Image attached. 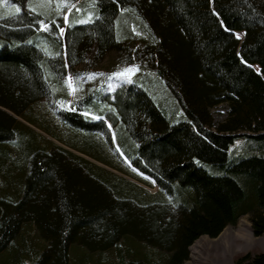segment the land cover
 Returning <instances> with one entry per match:
<instances>
[{
  "label": "trees",
  "instance_id": "trees-1",
  "mask_svg": "<svg viewBox=\"0 0 264 264\" xmlns=\"http://www.w3.org/2000/svg\"><path fill=\"white\" fill-rule=\"evenodd\" d=\"M3 2L0 69L27 72L43 100L21 120L0 110V264H182L200 235L242 215L263 233L264 0H80L63 35L61 17ZM92 47L94 61L114 51L138 70L68 103L66 75ZM86 156L150 185L134 168L157 191Z\"/></svg>",
  "mask_w": 264,
  "mask_h": 264
},
{
  "label": "rangeland",
  "instance_id": "rangeland-1",
  "mask_svg": "<svg viewBox=\"0 0 264 264\" xmlns=\"http://www.w3.org/2000/svg\"><path fill=\"white\" fill-rule=\"evenodd\" d=\"M79 1L80 0H77L75 2H72V0H51V2L49 3V2H47V0H29V2H32V5H31L32 8L45 10L46 13L51 14L54 17H61L63 22H64V26L61 27L63 29H65V26L68 23L67 13H68L69 9H71ZM58 3H60V7H57ZM1 4L3 6L5 5L4 2ZM5 6H10V5L6 4ZM63 34H64V32L62 33V35ZM235 35L238 38L243 39V33L237 34V32H236ZM94 53H95V48L92 47L90 52L87 54L88 55L87 60L78 66L77 70H78L79 74H78L77 78H73V75L70 72L67 73L66 79H65L66 84H67V77L71 76L73 84L75 85V91H71L68 87V90H69L68 102L75 100L78 96L80 97L83 93L87 92L88 90L93 89L95 87H99V86H102L103 93L111 92L116 86H118L120 84L128 83L130 81L131 76L134 75V73L136 72V71H133L132 73L125 74L123 76H112L111 75L112 73L118 72L127 66L122 65L123 63L120 61V58L116 57L117 54L114 51L107 53L105 55V57L99 61L93 60V54ZM0 66H2V65H0ZM2 69L7 70L9 74L5 78L0 77V110L9 114L15 120H21V118L19 116L20 112L24 108H26L30 103L43 100L42 96L36 90L34 84H32L27 72L22 73L21 75H17V74L10 72L9 67H7V68L2 67L0 69V73L3 71ZM88 73H98L99 75H96L94 78H89L86 75ZM14 80L24 84V86L26 88V91H24L23 94H21L20 96L16 95L12 91V89L9 87L10 83ZM67 106H68V103H67ZM228 110H229V108H228L226 103H221L217 106L210 108V115H211L213 127H216L217 124H219L220 122H223L226 119ZM95 117H97V116H95ZM99 118H101V116H99ZM101 119H103V118H101ZM5 125H7V124H5ZM31 127L35 131L41 132L45 135L43 130H42L43 131L42 132L34 126H31ZM50 138H52L56 144L63 146V144H60V142H58L52 136ZM112 144H113V146H115L118 153L122 155V152H121L120 148L117 146V143L114 139V136L112 137ZM70 150L72 152L76 153V151H74L72 149H70ZM76 154H79V153H76ZM87 158H89V157H87ZM89 159H91V161L94 162L95 164H97L98 166L103 167L107 170H110V171L114 172L115 174L124 177L126 180H129V181L136 183L138 186L145 189L148 193H155L157 191V186L154 183V181L150 177H148L147 175H145V174L141 175L140 172H138L136 169L132 168L130 163L126 160V158H123L125 164L128 165L129 167H131L133 169L132 171L135 174H137L141 179L149 181L151 183L150 185L143 183L142 181L136 180L132 176L126 175L123 172H120L119 170L112 169L109 166H106L100 162H97L96 160H94L92 158H89ZM245 224L248 225L245 227L249 228V231L252 234V237L254 239L264 238V231L260 235H255V233L253 232L252 227H251L249 215L245 214V215L240 216L234 224H227L216 236L211 237L209 235L203 234V235H200L196 240H198L199 238H201L203 236L207 237L210 240L211 239L213 240V239L218 238L220 236V234L226 228H230L231 230H236L239 226L243 227V225H245ZM31 229L32 228H30L28 230V232H30ZM32 232H34V231H32ZM195 241L189 247V258L185 262H183L182 264H186L187 262H190V260H191V246L195 243ZM132 248H133V250H135L136 248H138V246H136V244L133 243ZM216 251H217V249H216ZM204 252L205 253H208V252L211 253L212 249L211 248L204 249ZM248 254L251 257L255 256L256 254H263L264 255V244H257V245L254 244L253 246L248 247L246 250H241V251H237V252L233 253L231 255V263L230 264H239L237 262V260H239L240 258H242ZM203 264H208V263H206V261H203ZM227 264H228V262H227Z\"/></svg>",
  "mask_w": 264,
  "mask_h": 264
},
{
  "label": "bare ground",
  "instance_id": "bare-ground-1",
  "mask_svg": "<svg viewBox=\"0 0 264 264\" xmlns=\"http://www.w3.org/2000/svg\"><path fill=\"white\" fill-rule=\"evenodd\" d=\"M245 226L248 225L239 226L236 230L226 228L213 240L204 236L199 238L191 246V260L186 264H203V261L208 264H230L233 253L246 250L254 244H264V238L254 239ZM207 248H211L212 252L205 253L204 249Z\"/></svg>",
  "mask_w": 264,
  "mask_h": 264
},
{
  "label": "snow or ice",
  "instance_id": "snow-or-ice-1",
  "mask_svg": "<svg viewBox=\"0 0 264 264\" xmlns=\"http://www.w3.org/2000/svg\"><path fill=\"white\" fill-rule=\"evenodd\" d=\"M47 2H51V0H47ZM0 3H3V0H0ZM13 7H15V10L16 12H19L20 9L19 7H16L15 5H13ZM57 7H60V3L57 4ZM32 11H35L34 8L31 9ZM69 11H71V9H69ZM77 11H79V9H77ZM89 15H91V13H89ZM40 27L44 30H48L49 29V25L47 23H45L43 20H39L38 21ZM60 33L62 34L64 32V29L63 28H60L59 29ZM138 68L136 65H129L127 67H125L124 69L118 71V72H114L112 73L111 75L112 76H123L125 74H130L132 73L133 71H137ZM89 78H94L96 75H99L98 73H88L86 74ZM67 85L69 87V89L71 91H75V85L73 84V81H72V77L71 76H68L67 77ZM68 103H71V101H69ZM62 107L64 106L63 104L61 105ZM86 115H91V113H85ZM94 118H99V117H94ZM141 175H143V173H141Z\"/></svg>",
  "mask_w": 264,
  "mask_h": 264
}]
</instances>
